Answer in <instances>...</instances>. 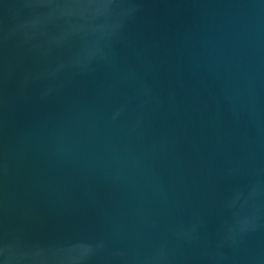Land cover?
<instances>
[{
	"label": "water",
	"instance_id": "obj_1",
	"mask_svg": "<svg viewBox=\"0 0 264 264\" xmlns=\"http://www.w3.org/2000/svg\"><path fill=\"white\" fill-rule=\"evenodd\" d=\"M0 264H264V0H0Z\"/></svg>",
	"mask_w": 264,
	"mask_h": 264
}]
</instances>
